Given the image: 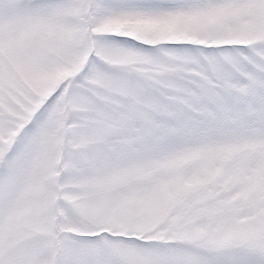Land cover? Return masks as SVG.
Wrapping results in <instances>:
<instances>
[{
    "label": "snow or ice",
    "instance_id": "1",
    "mask_svg": "<svg viewBox=\"0 0 264 264\" xmlns=\"http://www.w3.org/2000/svg\"><path fill=\"white\" fill-rule=\"evenodd\" d=\"M0 264H264V0H0Z\"/></svg>",
    "mask_w": 264,
    "mask_h": 264
}]
</instances>
